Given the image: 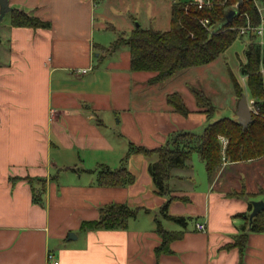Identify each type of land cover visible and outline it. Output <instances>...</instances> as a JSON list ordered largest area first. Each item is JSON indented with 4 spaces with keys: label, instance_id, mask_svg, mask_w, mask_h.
Here are the masks:
<instances>
[{
    "label": "crops",
    "instance_id": "0c3cea01",
    "mask_svg": "<svg viewBox=\"0 0 264 264\" xmlns=\"http://www.w3.org/2000/svg\"><path fill=\"white\" fill-rule=\"evenodd\" d=\"M8 4L50 20L51 26H10L9 17L4 20L9 11L0 13V264H49L48 252L58 264H264V232L247 230L241 256L237 247H226L242 232L252 209V191L237 194L244 191L243 176L234 166L264 155L223 162L211 181L206 174L199 183L191 159L188 167L173 169L168 211L191 222L160 220L165 229L183 234L170 242V252L156 255L161 238L154 218L168 196L154 192L148 172L157 155L132 154L123 162L128 143L155 148L178 130H202L208 116L195 99L193 105L184 101L188 115L174 112L165 99L173 91L151 110L142 104L133 111L121 106L126 97L117 92L131 75L126 72L121 81L118 64L109 72L94 70L95 56L101 63L115 54L104 52L101 47L107 46L100 43L103 53L94 54V0ZM2 37L6 44L1 45ZM82 68L87 71L77 70ZM122 164L135 176L132 184L97 183L100 165ZM111 202L141 209L126 228L80 229L83 220L97 218L100 207ZM196 221H204L206 231L195 230ZM70 232L76 237L68 238Z\"/></svg>",
    "mask_w": 264,
    "mask_h": 264
},
{
    "label": "trees",
    "instance_id": "16d2710c",
    "mask_svg": "<svg viewBox=\"0 0 264 264\" xmlns=\"http://www.w3.org/2000/svg\"><path fill=\"white\" fill-rule=\"evenodd\" d=\"M98 0H94L96 3ZM237 0H228L226 4L214 3L210 7L198 8L190 2L171 0L169 27L166 30H155L134 26L127 36L116 38L109 46L101 47L106 53L115 52L121 45H126L129 51V68L131 71H147L154 73L149 77L148 83H159L173 76L177 71L205 65L213 61L220 53L237 38V33L230 26L240 23L238 14L227 22L226 13ZM238 13L248 12L255 16L253 5L244 0L237 8ZM10 26L49 28L50 20L30 14L24 10L12 7L9 12ZM204 18L209 19V30L201 23ZM246 59L241 64L240 72L246 75V87L248 93L256 98L259 103V113L252 114L250 122L245 126L237 122V118L221 117L207 124L201 132L178 130L171 135L163 145L155 148H146L143 145L128 143L123 162L132 154L152 155L157 159L149 162L148 172L151 176L154 192L158 195H167L168 198L160 206V216L185 226L189 217L173 215L168 211L171 200V188L169 180L172 170L189 166L188 161L194 152L204 162L208 180L211 181L219 171L223 162L251 161L264 155V96L261 90L260 51L254 43H250L245 49ZM234 93L239 99L242 87L231 75ZM196 106L208 117L214 111V105L203 90L190 86ZM166 103L174 112L188 115L189 108L185 104L179 92L166 94ZM238 101V100H237ZM220 136L227 139L222 148ZM96 180L99 185L124 186L132 184L135 176L124 164L111 169L100 165L96 172ZM44 189V182L38 189V198ZM244 195L246 192L237 193ZM252 195H257L252 193ZM35 199V196H33ZM40 199V198H39ZM248 208L252 204L248 203ZM140 207H132L126 203L111 202L99 209L98 217L91 220H83L80 223L81 230L118 229L126 228L128 220L136 216ZM148 211V209H144ZM246 225L242 232L235 236L234 241L226 247H237L240 256L246 246L247 230L252 232H264V208L260 210L249 222L246 217ZM156 231L161 238L160 244L155 247L156 255L170 252V242L181 238L182 231L165 229L159 218H154Z\"/></svg>",
    "mask_w": 264,
    "mask_h": 264
},
{
    "label": "rangeland",
    "instance_id": "374dc122",
    "mask_svg": "<svg viewBox=\"0 0 264 264\" xmlns=\"http://www.w3.org/2000/svg\"><path fill=\"white\" fill-rule=\"evenodd\" d=\"M181 1L191 2L192 0ZM170 8L171 0L96 1L92 15L94 20L92 22V36L90 39L91 46L94 45V54L98 52L103 53V51L98 48V43L109 46L116 38L127 36L136 24L143 28L155 30L168 29ZM8 17L9 16L5 17L4 20H7ZM3 44H6L5 37H2L1 45ZM246 46V38L237 36L228 48L210 63L181 69L170 78L157 83L155 86H151V84L146 81V78L150 76L152 72H132L129 70V51L126 45H121L113 52L115 53L114 55L108 56L101 63H97L98 60H96L97 57L95 56L94 70L101 69L102 71L107 70L109 72L110 69L113 68V65L118 64L121 66V81H123L124 77L126 79V72L128 75H131L126 79L125 85L121 82L120 91L119 93L117 92L118 96L121 95L124 97L125 95L126 100L123 102L121 98L120 104L127 111H133L135 104H142L144 110H151V108L160 105L163 95L170 91H178L181 93L180 95L184 98L186 104L193 105L194 98L190 91V86H194L203 90L215 107L214 111L207 119L208 122L225 116L237 118L236 105L238 98L234 93L231 75L242 87V93L248 92L246 80L240 72L241 64L246 59ZM123 68H125V70H123ZM142 80L143 82H141ZM152 95L157 98L153 100V97H151ZM195 132L199 133L201 130ZM191 163L193 166V179L196 183H199L200 180H204L206 172L204 162L197 152L192 154ZM234 169L237 172L236 175L243 176L240 183L244 192L248 190L257 194L255 196L250 195L248 202L252 204L251 201H264V157H262L261 160H255L251 163L235 165ZM225 177L226 176H223V179H225ZM236 182L234 184L238 186L237 184L239 182ZM236 188L239 190V187ZM157 217L164 222V218L160 216L159 211ZM167 222L174 223L171 220ZM188 222H191V217Z\"/></svg>",
    "mask_w": 264,
    "mask_h": 264
},
{
    "label": "built area",
    "instance_id": "2783aa9c",
    "mask_svg": "<svg viewBox=\"0 0 264 264\" xmlns=\"http://www.w3.org/2000/svg\"><path fill=\"white\" fill-rule=\"evenodd\" d=\"M228 0H192L190 3L195 4L198 8L202 7H210L215 2L220 4H226ZM244 0H242L243 2ZM247 2L251 3L253 7L255 8V16H252L250 13L244 11L238 13L236 5L237 1L232 4V8L235 10V13L233 16L238 14V17L241 18V22L234 24L230 26L231 29H233L238 36L245 37L247 41V46L250 43H254L259 51H260V67H259V73L261 74V90L264 96V0H246ZM241 2V3H242ZM240 3V4H241ZM201 23L206 26L210 31L213 30L211 26H209V19L204 18L201 20ZM246 46V47H247ZM81 73H85L87 71V68L77 69ZM243 78L246 80V75H242ZM246 95V103L248 106V109L252 114H258L259 113V103L251 96L248 92L244 93ZM220 141L222 143V148L225 147L227 139L223 136H220ZM194 228L197 231H206V223L204 221H196L194 224ZM47 260L49 264H58V261L54 258L53 254L51 252H48Z\"/></svg>",
    "mask_w": 264,
    "mask_h": 264
},
{
    "label": "water",
    "instance_id": "95a60500",
    "mask_svg": "<svg viewBox=\"0 0 264 264\" xmlns=\"http://www.w3.org/2000/svg\"><path fill=\"white\" fill-rule=\"evenodd\" d=\"M242 0H237L236 5L239 6ZM10 10L8 0H0V13L1 15L5 14L7 11ZM235 13L234 9H229L226 13V20L229 22L233 15ZM138 26V24H136ZM236 115H237V122H239L242 127H245L251 120V113L248 109L247 103H246V95L243 93L241 97L237 101L236 105ZM252 202V209L251 212L248 215L249 222L252 220V218L264 208V201L263 200H255ZM76 235L74 233L70 232L68 233V238H74Z\"/></svg>",
    "mask_w": 264,
    "mask_h": 264
}]
</instances>
